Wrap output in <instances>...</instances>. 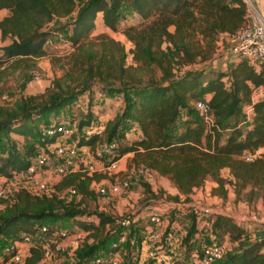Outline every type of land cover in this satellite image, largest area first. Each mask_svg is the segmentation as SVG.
Here are the masks:
<instances>
[{
	"label": "trees",
	"instance_id": "1",
	"mask_svg": "<svg viewBox=\"0 0 264 264\" xmlns=\"http://www.w3.org/2000/svg\"><path fill=\"white\" fill-rule=\"evenodd\" d=\"M0 11L7 12L0 19V39L10 41L1 48L0 68L44 56L43 45L58 32L49 25L54 19L74 15L66 25L72 49L66 71L53 81L51 89L58 96L34 105L31 98H23L12 108L0 107V136L6 138L0 139V176L10 179L26 171L35 150L57 138L56 134L49 137L41 133L49 126V118L76 103L93 82L100 85L103 94L109 91L103 85L117 82L132 92L126 99L120 96L124 101L120 116L107 121L100 135L79 138L77 147L88 148L94 155V146L100 141H115L107 163L130 154L126 168H142L167 179L177 191L171 198L175 201L183 196L187 202L186 197L207 179L215 184L211 195L225 199L227 181L220 172L226 170L235 197L244 192L246 202L259 201L264 209V96L251 98L254 89L264 87V63L254 67L235 61L224 72L201 69L181 76L173 71L175 66L206 61L219 38L236 33L247 20L244 0H0ZM124 12L148 20L139 28L123 30L132 46L130 65L125 64L126 53L119 42L106 35L86 41L97 16L103 27L116 32ZM141 72L149 75L144 83L137 76ZM61 84L73 88L65 91ZM197 100H207L212 121L208 129L193 108ZM246 107L251 108L248 119ZM91 121L89 112L77 126L89 127ZM131 129L138 130L140 137L126 139L124 135ZM10 134L21 137L22 143L10 139ZM259 149L261 153L253 161L242 160L244 154ZM104 175L68 173L52 186L48 196L18 190L7 203L8 209L0 213V240H18L19 234L33 236L42 224L68 220L91 240L82 255L86 264L100 253L112 251L111 244L127 230L120 227V218L87 212L58 196L70 189L81 200L91 197L90 185ZM141 186L146 195L153 196L147 184ZM189 216L190 225L180 242L187 256L197 232L194 216ZM210 221L212 237L221 231L235 244L215 264H264V224L259 226L262 238L249 240L231 217L216 215ZM54 231L48 227L41 235L50 237ZM138 232L137 227H131L127 238ZM124 247L129 249L128 240ZM28 254L25 263L36 264L41 258L40 245L29 246Z\"/></svg>",
	"mask_w": 264,
	"mask_h": 264
},
{
	"label": "rangeland",
	"instance_id": "2",
	"mask_svg": "<svg viewBox=\"0 0 264 264\" xmlns=\"http://www.w3.org/2000/svg\"><path fill=\"white\" fill-rule=\"evenodd\" d=\"M252 3V2H251ZM253 5V3H252ZM254 6V5H253ZM7 15L6 11H0V19ZM74 17L71 16L65 19H54L49 25L50 29H55L58 32L52 35L46 43L43 45L45 55L32 61H26L20 63L11 68H0V107L12 108L14 105L23 98H31L32 104H37L40 101L54 99L58 96L57 92L52 89L53 81L63 75L66 71L67 55L71 53L68 42V31L66 25ZM148 21V20H147ZM147 21H142L138 16L131 12H124L122 20L118 21L117 31L111 32L102 26L99 17L94 21V28L89 33L86 41L94 40L98 35H106L113 41L119 42L126 53L125 64H131L130 50L132 46L126 41L123 36V30L126 27L139 28L146 24ZM172 28L169 29L171 31ZM9 40L2 41L0 39V54L1 48L9 44ZM164 45L162 46V48ZM228 50V42H224L222 39H218L215 43V48L210 58L204 62L196 60V62L189 66L174 67V74L181 76L188 71L211 69L214 71L224 72L228 65L226 62V55ZM155 75V74H154ZM141 78L142 82H146L148 74L141 72L137 74ZM158 74L155 75V78ZM63 90L68 91L73 87L67 84H61ZM100 85L97 82H93L87 92L83 93L78 101L72 106L63 109L57 117H50L49 124L55 121H61L67 126H71L72 136L68 139H59V143L64 144H77V141L81 137H85V132L88 130L102 131L103 126L107 121L117 119L124 107V101L121 99V95L126 99L131 95V90H125L122 84L117 82H111L103 87L109 88L106 94L99 92ZM259 92L251 94L253 100L260 98L264 93V87ZM78 90V89H77ZM118 97H120L118 99ZM92 115V121L89 127L78 128L77 123L80 118H84L88 113ZM243 125L240 126L242 128ZM41 130V133H44ZM136 135V131L131 129L125 133L126 139H133ZM10 139L22 143V138L13 134L9 135ZM1 140H6L4 136H0ZM115 141L107 143L104 140L100 141L94 146V155L88 148L78 147L88 151L89 156H84L83 164H76L78 168L87 169L90 167L93 172L105 173L103 179L98 183L90 185V190L93 196L81 200L79 197H71L64 192L58 196L64 200L65 203L72 202L78 204L79 208L86 210L87 212L103 213L113 218L127 219L129 222L127 230L125 231L124 240L121 245L124 246V241L129 242V249L126 252H133L136 256L135 264H156L155 260L148 258L147 253L153 252L155 255H164L173 261L174 259H181L183 262L187 261V255L183 252V246H181V240L185 235L186 229H188L191 219L189 216V207L193 204L206 206L211 211L209 217H201L194 220L197 234H201L198 240H193L191 250L199 251L201 247L207 245L212 241V235L210 234V227L208 221L213 219L216 215L232 217L233 221L239 225L242 229L245 225H250V228L244 230V234L249 240L261 239L262 236L259 232V219L264 221V209L259 201H245L244 192L239 197H235L232 186L228 183L231 181L230 176L226 170L220 172V176L227 181L225 185L226 196L225 199H220L211 195L210 190L215 187V184L206 180L202 186L200 192L197 193L188 202L172 200L174 196L173 192L176 191L171 183L162 177L157 176L154 172L147 171L144 175H137V170L126 168L127 161L131 155H125L121 157L119 162L116 163L115 168L104 170V164L108 162L106 158L110 147L113 146ZM88 149V150H87ZM38 150V148L36 149ZM35 150V151H36ZM85 153V152H84ZM79 156L82 153L79 152ZM96 157H103L104 161H99ZM58 160L50 158L48 162L49 172L46 174H40L39 179L45 184V194L52 193V186L57 183L51 176L52 166H54ZM142 169V168H138ZM121 180L129 181V189L127 191H121L116 195H110L107 197H98L96 195L98 189H107L111 185L119 183ZM12 190L11 193H15L20 189L31 192L35 195L40 193L34 191V187L31 184L25 183L21 174H15L10 178ZM143 183L147 184L150 188V192L153 196L146 195L143 192ZM8 204L4 201H0V213H3L5 209H8ZM149 215L157 216L161 221V227L152 225L148 221ZM45 227H51L56 233L65 232L64 237L58 236L54 238L62 247V251L59 253H53L48 260H39L36 264H86V261L82 259L84 249L91 243L90 239L86 237L80 243L72 241L71 234L77 228L72 222L63 220L60 222H49L48 224H42ZM137 227L139 232L132 234L130 238L127 235L131 227ZM171 231L174 237L177 239V243L173 249H164L160 254L159 249H163L164 233L163 231ZM199 231V232H198ZM21 234H19L20 236ZM32 244L37 243L43 248H50L53 237H45L35 234ZM214 242L221 243L225 246L227 252H230L235 244L229 242L226 233L218 231L213 234ZM264 238V237H263ZM10 239L4 241L0 240V256L3 249H9ZM159 247V249H158ZM20 254L24 257L27 256L25 248H19ZM106 254L108 253L105 252ZM28 257V256H27ZM26 257V258H27ZM24 258V259H26ZM26 264V263H24Z\"/></svg>",
	"mask_w": 264,
	"mask_h": 264
},
{
	"label": "built area",
	"instance_id": "3",
	"mask_svg": "<svg viewBox=\"0 0 264 264\" xmlns=\"http://www.w3.org/2000/svg\"><path fill=\"white\" fill-rule=\"evenodd\" d=\"M247 5V20L245 24L232 36L230 37V42L228 44V50L226 55L227 64L233 63L235 61H245L249 65L257 67L261 63H264V22L260 18L257 13L255 7L248 0H244ZM257 89V88H256ZM255 92V89L252 93ZM264 96V93L261 97ZM120 97H118L119 99ZM194 110L201 117L202 124L208 129L212 127V121L209 117V107L207 104V100H197L193 103ZM251 112L250 107H246L244 109V114L246 119H248L249 114ZM46 136L57 135V138L53 143L47 144L44 147L38 148L33 155L28 159L29 165L25 172L20 173L23 176V180L25 183L31 184L34 187V191L40 193V195H35L30 192L31 195L34 196H48L49 194H45V184L41 179L38 178L40 174H46L49 172L48 162L50 158L58 160L54 166H52L51 176L54 181H59L62 177H64L68 173L85 171L87 174L93 173L90 167L87 169L78 168V164H83L84 156H89L88 151H82V149L78 148L76 144H62L59 143V139L66 138L68 139L72 135L71 126H67L63 122H54L49 124L47 129L45 130ZM101 131H92L88 130L85 132V138L90 137L91 135H100ZM84 149H86L84 147ZM88 150V149H87ZM79 152L82 153V156H79ZM261 150H256L252 154H244L242 156V160L244 162H251L255 158L259 156ZM117 161L111 163H105L104 170L107 171L109 169L115 168ZM137 175H144L147 170L145 169H136ZM129 181L121 180L119 183L111 185L107 189H98L96 195L98 197H107L110 195H116L121 191H127L129 189ZM12 186L10 179H6L5 177L0 176V201H4L6 203H11L14 198L15 193H11ZM29 193V192H28ZM65 194L76 197V194L73 190H66ZM189 214L194 216V219L201 217H209L211 211L206 206L193 204L189 207ZM148 221L157 227H161L162 221L155 215H149ZM259 224H264L263 219H259ZM211 221H208L210 227ZM119 225L122 228H127L129 222L127 219H120ZM250 228V225H245L243 230H247ZM47 231V227L41 226L39 230V235L45 233ZM164 233V241H163V249H159L160 254L164 249H173L177 243V239L174 237L173 233L169 230L163 231ZM37 234V233H36ZM66 236L65 232L56 233L53 232L52 236L53 241H51L50 248H43L41 246V258L40 260H48L52 256L53 253H59L62 251L61 245L56 241L58 236ZM87 233L81 230L76 229L71 234L72 241L76 243L82 242V240L86 237ZM36 235L30 236L21 234L18 240H10L11 244L9 249H3L2 254L0 256V264H24L25 259L28 254V247L33 245L31 240L34 239ZM125 233L122 236L111 244L112 251L106 253H100L96 257H94L89 264H135L137 259L133 252H126V248L121 245L122 240H124ZM56 240H55V239ZM213 240V237H212ZM126 242V241H124ZM125 244V243H124ZM25 248V253L27 256L23 257L20 254L19 248ZM184 252V251H183ZM227 250L225 246L221 243L213 242L210 245H204L200 248L199 252L196 250H191L188 254L185 262L181 259L177 258L173 261H169L167 257L164 255H155L153 252L147 253L148 258L151 260H155L156 264H215L220 261L222 257L226 254ZM3 255H8L6 259H3Z\"/></svg>",
	"mask_w": 264,
	"mask_h": 264
},
{
	"label": "crops",
	"instance_id": "4",
	"mask_svg": "<svg viewBox=\"0 0 264 264\" xmlns=\"http://www.w3.org/2000/svg\"><path fill=\"white\" fill-rule=\"evenodd\" d=\"M259 1H260V4H261L262 11H263V13H264V0H259ZM220 39H222L224 42H228V44H229V42H230V38H227V37H221ZM261 89H262L261 87H258L257 89H255V92H256V91L259 92ZM134 130L136 131V135L134 136V138H139V137H140V133H139V131L136 130V129H134ZM127 155H128V154H127ZM119 161H120V160H118L117 162H119ZM201 188H202V187H201ZM201 188L193 190V192H192L190 195H188V196L186 197V198H187V202H188L191 198H193L195 195H197V193L200 192ZM173 194H174V196L177 195V191H174ZM184 199H185V197H183V196H178V200H179V201H184ZM231 218H232V217H231ZM198 232H199V231H198ZM199 237H202L201 234H197V233H196V234L194 235V239H195V240H198Z\"/></svg>",
	"mask_w": 264,
	"mask_h": 264
},
{
	"label": "water",
	"instance_id": "5",
	"mask_svg": "<svg viewBox=\"0 0 264 264\" xmlns=\"http://www.w3.org/2000/svg\"><path fill=\"white\" fill-rule=\"evenodd\" d=\"M250 2L253 3L257 13L259 14L260 18L262 19V21L264 22V13L262 11V8H261V4H260V1L259 0H248Z\"/></svg>",
	"mask_w": 264,
	"mask_h": 264
}]
</instances>
